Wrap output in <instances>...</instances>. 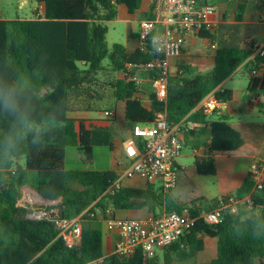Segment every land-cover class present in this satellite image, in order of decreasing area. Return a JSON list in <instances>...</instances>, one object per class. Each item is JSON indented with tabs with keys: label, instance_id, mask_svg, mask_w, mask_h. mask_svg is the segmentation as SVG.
<instances>
[{
	"label": "trees",
	"instance_id": "trees-1",
	"mask_svg": "<svg viewBox=\"0 0 264 264\" xmlns=\"http://www.w3.org/2000/svg\"><path fill=\"white\" fill-rule=\"evenodd\" d=\"M44 4V14L37 11L31 19H0V88L25 89V97L34 106L33 118L52 117L59 123L49 131L41 145L24 138L11 117L0 115V264H175L195 258L204 249V237L217 239V256L201 264H264V239L252 238L253 225L264 231V190L254 191L248 175L232 193L238 199L251 194V206L242 205L235 214L224 216L222 223L209 225L202 219L165 248L162 262L155 255L146 258L139 248L133 255H104V233L99 215L113 216L116 209L140 210L153 215L188 209L193 217L214 208L216 200L204 205L199 200L177 204L170 191L148 185L146 189L120 186L112 170H66V149L75 147L92 164L94 148L113 146L110 128L73 118V113H102L105 90L117 102H123L124 119L129 125L151 124L156 114L167 112L168 122L181 124L198 104L246 63L251 73L250 87L264 91V57L252 58L249 48L222 47L217 50L213 68L192 72L183 68L169 78L165 102L156 95V71L139 68L154 58L136 48L129 51L122 44L109 49L106 23L117 19L118 8L125 5L130 13L141 7V0H35ZM235 1V0H229ZM236 20H241L246 4L239 0ZM264 6V0H261ZM207 4L208 0H200ZM264 20V16H263ZM200 37L213 40L204 27ZM263 72V78L252 71ZM150 75L136 84L119 73ZM219 101H230L231 91L215 92ZM107 106V104L105 105ZM199 116H194L197 120ZM206 153L196 156L194 166L200 176L217 174L215 154L237 151L244 145L241 133L225 116L206 121ZM23 160V164L18 161ZM76 182L78 187L70 185ZM34 188L43 199L60 201L47 207V215L33 217L35 206L22 205L24 186ZM64 209L63 219H79L82 238L68 247L58 236L57 219L50 214ZM205 208L202 211V208ZM100 212V213H99ZM239 233V235H237Z\"/></svg>",
	"mask_w": 264,
	"mask_h": 264
},
{
	"label": "crops",
	"instance_id": "crops-1",
	"mask_svg": "<svg viewBox=\"0 0 264 264\" xmlns=\"http://www.w3.org/2000/svg\"><path fill=\"white\" fill-rule=\"evenodd\" d=\"M210 4L215 6V12L210 16L209 23L206 30H209L213 35V40H208L200 37L199 34H192L187 37L183 55L180 59H172L171 63L174 68V72L185 68L192 72H208L213 68L215 63V56L218 49L222 47H240L249 48L250 43L254 45L264 41V6L261 0H239L246 4V10L242 19L236 20V12L238 11L237 1L229 0H208ZM28 0H22L20 8ZM12 0H0V19L15 20V19H31L39 14H44V4L37 3L35 14L30 18H21L18 15L13 17L14 11L11 8ZM152 5L153 0H141V7L134 13H130L125 5H120L118 8V16L121 15L126 18L128 22H132L134 26L138 27V33L140 30V23L144 19L152 18ZM3 6H5L3 10ZM9 17H4V15ZM117 20V19H116ZM225 28V29H224ZM221 29L223 30L221 33ZM138 33L130 31L129 40L133 43L132 46L127 47L129 51H133L137 48ZM252 57V56H251ZM246 75L249 78V84L247 88H236L231 86L230 83L234 82V79L238 76ZM123 79V74L117 75ZM142 80H147L150 75H139ZM263 78V72L259 71L256 76ZM251 73L246 63L242 64L229 78H227L215 92L231 91L233 97L230 101L222 102L219 112L206 118V121L217 120L220 116H225L229 119L232 126L237 129L243 139L244 145L233 152H220L215 154V161L217 166V174L214 176H200L198 175L194 166V160L196 156H202L206 153L205 142L207 140V132L204 129V123L201 120V114L195 108L187 117H185L180 126L182 130V137L184 140V151L181 157L177 158L173 162V167L178 171L179 184L176 189L171 190L169 193L172 199L180 205H187L193 201L205 198V195L199 191L202 187L209 193L212 192L211 201L217 200L221 196L229 195L235 192L248 177L251 166L254 163H261L264 161V121H256L252 119V115L255 113V109L259 110V113L264 115V91L261 90V86L256 89L250 87ZM109 104L107 109L114 110L116 113V120L111 121H91L88 125L96 124L98 126L108 127L113 134V146L111 150L117 153L112 163V171H114L119 177L125 169L131 164V160L125 153V142L131 137V127L124 119V107L123 102H117L110 94ZM93 114L96 113H87ZM98 114V113H97ZM194 116H199L197 120L193 119ZM92 117V116H89ZM104 119L103 116L97 118H89L87 120ZM23 164V160L18 161ZM100 171V170H97ZM194 186V190H198L199 195H194L195 200L183 201L180 195V191L183 187ZM70 185L78 187L76 182H71ZM148 185L162 187L159 182L150 183L146 180L135 177L133 179H124L120 186L132 187L137 189H146ZM23 197L25 194H29L31 197H38L42 201L45 211L47 207L60 203V201H48L40 197L37 191L30 187L24 186ZM177 190V191H176ZM195 194V193H194ZM23 199V198H22ZM57 202V203H56ZM27 204L34 206L33 202L27 201ZM26 205V203L22 204ZM204 207L202 211H204ZM165 211L159 210L157 215L163 214ZM100 213V212H99ZM153 215L149 212L147 207L140 210H126L116 209L113 211V216L104 217L100 213L99 228L104 233L103 246L104 255L109 256L115 253L116 246L121 239L120 233L110 231L107 228V220L109 218L118 219H144ZM204 249L195 258L189 259L185 262L175 264H201L212 261L217 256V239L204 237ZM164 249H159L156 252V256L160 262L163 260Z\"/></svg>",
	"mask_w": 264,
	"mask_h": 264
},
{
	"label": "built area",
	"instance_id": "built-area-1",
	"mask_svg": "<svg viewBox=\"0 0 264 264\" xmlns=\"http://www.w3.org/2000/svg\"><path fill=\"white\" fill-rule=\"evenodd\" d=\"M215 6L200 0H153L152 18L140 23L137 37V48L144 53L154 55V58L139 68L156 71V95L165 102L168 98L169 78L175 74L172 59H180L183 55L187 37L207 27L210 16L215 12ZM264 57V41L254 45L252 58ZM176 73H183L179 69ZM123 77L141 83L142 78L136 74L123 72ZM259 71L253 70L257 76ZM221 102L215 92L208 94L196 107L198 112L206 117L219 112ZM104 119L115 118L114 110H105ZM184 140L180 124H171L167 112L156 114L151 124L136 123L131 127V137L125 142V153L131 164L117 177L111 190L120 187L124 179L142 178L150 183L159 182L165 191L176 189L179 184L178 171L173 162L182 156ZM254 183V191L264 190V161L254 163L249 171ZM251 194L243 199L229 194L216 200L214 208L204 211L200 216L193 217L188 209L181 212H164L160 215H150L144 219L109 218L107 228L117 230L121 239L115 253L121 256L133 255L141 249L146 258H152L157 250L170 247L183 235L197 219L204 220L209 225L222 223L224 216L235 214L242 205L251 206ZM47 213L43 212V216ZM35 217V214L33 215ZM42 217V216H41ZM36 218V217H35ZM58 236L68 247L80 243L82 225L79 219L67 220L57 218ZM95 264V263H94Z\"/></svg>",
	"mask_w": 264,
	"mask_h": 264
},
{
	"label": "rangeland",
	"instance_id": "rangeland-1",
	"mask_svg": "<svg viewBox=\"0 0 264 264\" xmlns=\"http://www.w3.org/2000/svg\"><path fill=\"white\" fill-rule=\"evenodd\" d=\"M22 0H12L11 8L14 13L13 17H16L17 15L21 18H30L35 14V9L37 7V2L35 0H28V2L24 5V7L20 8V3ZM5 6H3L4 10ZM4 17H9L6 14ZM106 26L108 28L107 33V43L109 46V49H112L114 44H122L126 47L132 46V42L129 40V33L130 31L134 33H138V27L134 26L132 22H128L126 18H123L121 15L117 18V20H114L112 22L106 23ZM225 29V28H224ZM223 30L221 29L220 33ZM222 34V33H221ZM249 84V78L244 75H238L233 83H230L231 86H234L236 88L242 89L247 88ZM111 94L109 90H105V96L108 97ZM109 99L106 98L104 103L103 110L109 108L105 106L106 104H109ZM103 113V112H102ZM102 113L98 114H87V113H73L71 116L73 118H80V119H89V118H97L102 115ZM92 116V117H89ZM116 120V118H113ZM252 119L256 121H264V115L262 113H259L258 109H255V113L252 115ZM117 156V153L113 150H111L108 146H98L94 148V161L92 164H88L85 161V156L77 150L75 147H68L66 149V159H65V169L66 170H111L112 169V163L113 160ZM24 162V161H23ZM186 185V184H185ZM188 185V184H187ZM184 186L183 190L180 191V195L183 201L182 203H186L187 201L195 200L197 198L194 197V195H199V191L205 195V198L199 199L200 202H202L204 205H208L211 202V194L212 192H208L205 188H201L199 191L194 190V186ZM177 191V190H176ZM195 193V194H194ZM27 201L33 202L35 206V217H41L43 216V203L38 199V197H31L29 194H25L23 197L21 204L26 203ZM57 203V202H56ZM58 211V210H57Z\"/></svg>",
	"mask_w": 264,
	"mask_h": 264
},
{
	"label": "clouds",
	"instance_id": "clouds-1",
	"mask_svg": "<svg viewBox=\"0 0 264 264\" xmlns=\"http://www.w3.org/2000/svg\"><path fill=\"white\" fill-rule=\"evenodd\" d=\"M25 91L18 87L0 88V115L11 117L24 138L31 135V143L41 145L44 137L54 130V125L59 122L52 117L33 118L35 109L30 98L25 97ZM251 236L257 240L264 239V231L253 225Z\"/></svg>",
	"mask_w": 264,
	"mask_h": 264
},
{
	"label": "water",
	"instance_id": "water-1",
	"mask_svg": "<svg viewBox=\"0 0 264 264\" xmlns=\"http://www.w3.org/2000/svg\"><path fill=\"white\" fill-rule=\"evenodd\" d=\"M38 193V192H37ZM38 195L41 197V195L38 193ZM50 216L52 217V218H63V216H64V209L62 208V207H60L59 209H58V211L55 213V212H52L51 214H50Z\"/></svg>",
	"mask_w": 264,
	"mask_h": 264
}]
</instances>
